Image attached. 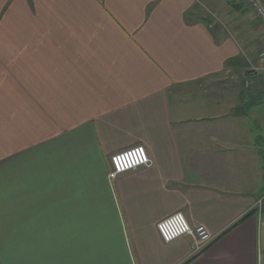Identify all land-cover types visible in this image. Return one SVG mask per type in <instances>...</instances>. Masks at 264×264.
Segmentation results:
<instances>
[{
    "label": "crops",
    "instance_id": "0c3cea01",
    "mask_svg": "<svg viewBox=\"0 0 264 264\" xmlns=\"http://www.w3.org/2000/svg\"><path fill=\"white\" fill-rule=\"evenodd\" d=\"M248 14L0 0V264H261L264 27ZM137 145L153 164L110 179ZM179 212L213 235L202 251L162 239Z\"/></svg>",
    "mask_w": 264,
    "mask_h": 264
},
{
    "label": "built area",
    "instance_id": "2783aa9c",
    "mask_svg": "<svg viewBox=\"0 0 264 264\" xmlns=\"http://www.w3.org/2000/svg\"><path fill=\"white\" fill-rule=\"evenodd\" d=\"M237 1V0H231ZM251 7L258 18L264 25V1L262 0H245ZM261 61L264 62V50L260 54ZM153 164L152 158L147 149L142 145L117 152L110 157V171L108 177L115 179L120 174L137 169L139 167H150ZM162 239L170 243L178 238L190 235L194 240L195 252L205 249L212 241L213 235L208 229L201 225L192 227L185 215L181 212L170 215L160 221L157 225Z\"/></svg>",
    "mask_w": 264,
    "mask_h": 264
},
{
    "label": "rangeland",
    "instance_id": "374dc122",
    "mask_svg": "<svg viewBox=\"0 0 264 264\" xmlns=\"http://www.w3.org/2000/svg\"><path fill=\"white\" fill-rule=\"evenodd\" d=\"M245 0H237V1H231V0H227V2L228 3H243L244 4V6L243 7H245V9L246 10H243V12H249V14L248 15H245L246 16V18H248V19H250V18H257L259 21H260V23H261V25L264 27V25H263V23H262V21H261V19L260 18H258L257 16H256V14L253 12V10H252V7L247 3V2H244ZM262 1H264V0H262ZM231 7V6H230ZM232 8V7H231ZM229 9V8H228ZM230 10V9H229ZM224 12H226V11H224ZM211 15H210V14ZM205 15H210L209 17H211L212 19H221L222 18V13L220 14L219 13V11H217L216 12V10L214 11V10H211V9H207V10H205ZM261 32L264 34V28H262V30H261ZM264 199V198H263ZM263 203H264V201H263ZM261 204V207L262 208H264V204ZM262 211H263V209H262ZM264 212V211H263ZM263 220H264V217H263ZM262 237H263V243H264V231L262 232ZM262 255H261V264H264V252L262 251V253H261Z\"/></svg>",
    "mask_w": 264,
    "mask_h": 264
},
{
    "label": "trees",
    "instance_id": "16d2710c",
    "mask_svg": "<svg viewBox=\"0 0 264 264\" xmlns=\"http://www.w3.org/2000/svg\"><path fill=\"white\" fill-rule=\"evenodd\" d=\"M244 2H245V1H244ZM243 6H244L243 3H237V4H236V3H233V8H234V9H237V10H238V9H239V10H242V11H243V10H246L245 7H243ZM251 214H252V213H251Z\"/></svg>",
    "mask_w": 264,
    "mask_h": 264
}]
</instances>
